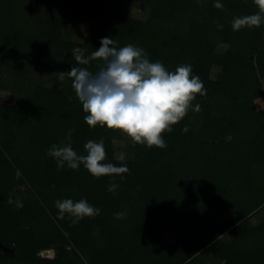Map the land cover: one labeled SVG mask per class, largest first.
<instances>
[{
    "label": "trees",
    "instance_id": "obj_1",
    "mask_svg": "<svg viewBox=\"0 0 264 264\" xmlns=\"http://www.w3.org/2000/svg\"><path fill=\"white\" fill-rule=\"evenodd\" d=\"M215 2L0 0V264H264V24L233 31V18L258 11L253 0H220L222 10ZM133 5L147 17H133ZM105 37L143 48L169 71L190 64L203 82L206 95L192 102L201 110L162 134L167 147L90 128L71 80L56 75L79 66L75 47L87 55ZM69 132L80 155L88 140L103 139L104 163L129 173L58 170L47 152ZM64 199H85L100 214L58 220L54 205Z\"/></svg>",
    "mask_w": 264,
    "mask_h": 264
},
{
    "label": "clouds",
    "instance_id": "obj_2",
    "mask_svg": "<svg viewBox=\"0 0 264 264\" xmlns=\"http://www.w3.org/2000/svg\"><path fill=\"white\" fill-rule=\"evenodd\" d=\"M253 4L258 11L233 18V31L258 28L264 24V0H253ZM214 7L222 10L223 4L216 0ZM100 44L99 49L87 55L86 49L75 47L72 55L79 66H73L68 72L56 73L61 81L65 78L71 80L76 98L87 114L84 122L93 129L99 125L118 131L126 135L133 146L167 147L162 134L171 133L172 126L179 123L189 110H201L199 104L192 107L197 94L206 95L200 77L192 74L190 64H182L169 71L161 62H151L144 49L133 44L117 47V42L110 37L102 38ZM94 62L96 70L92 71L87 66ZM183 131L187 132V127ZM68 137L67 143L53 145L47 152L55 159L58 170L65 166L78 170L82 165L94 178L120 176L123 179V175L129 173L126 165L104 163L106 150L103 139L99 142L88 140L84 144L86 154L80 155L72 147L71 132ZM227 139L231 140V137ZM117 159L124 161L126 154H119ZM20 175L17 170L16 176ZM118 187L113 181L107 190L115 194ZM8 204L23 207L21 200H13L11 196ZM54 206L58 210L56 219L63 220L68 216L72 225L97 216L101 211L85 199L78 202L57 200ZM123 216V213L115 214L116 219Z\"/></svg>",
    "mask_w": 264,
    "mask_h": 264
},
{
    "label": "rangeland",
    "instance_id": "obj_3",
    "mask_svg": "<svg viewBox=\"0 0 264 264\" xmlns=\"http://www.w3.org/2000/svg\"><path fill=\"white\" fill-rule=\"evenodd\" d=\"M131 11H132V15L133 17L135 18H141V19H145L147 17V13L146 11L139 7L138 5H133L131 7ZM86 29H87V26L86 25H80L79 28H78V34L76 35V38L77 40H81L86 32ZM12 95L11 94H6L3 96V101L5 102H12ZM257 107L258 109H263L264 108V99H261V100H258L257 101ZM117 145H118V153L117 155L119 156V154L121 153H124L125 154V151H124V142H117ZM261 217H264V213H260L257 218L261 219ZM165 236H166V241L167 242H173L174 239H175V235H174V229L170 228L168 230H166L165 232ZM43 257H49V258H52L54 257L55 253L53 251H46V252H43L41 254Z\"/></svg>",
    "mask_w": 264,
    "mask_h": 264
}]
</instances>
